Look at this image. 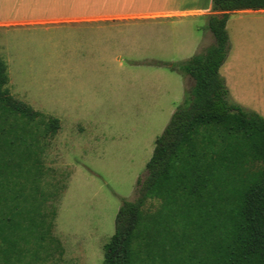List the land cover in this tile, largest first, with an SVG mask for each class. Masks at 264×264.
I'll list each match as a JSON object with an SVG mask.
<instances>
[{
  "label": "trees",
  "instance_id": "16d2710c",
  "mask_svg": "<svg viewBox=\"0 0 264 264\" xmlns=\"http://www.w3.org/2000/svg\"><path fill=\"white\" fill-rule=\"evenodd\" d=\"M247 10L264 11V0H211L213 45L167 65L193 85L155 139L134 198L121 200L101 264H264V118L234 103L219 73L229 16ZM8 85L0 57V264H36L40 249L58 245L41 185L60 121Z\"/></svg>",
  "mask_w": 264,
  "mask_h": 264
},
{
  "label": "rangeland",
  "instance_id": "374dc122",
  "mask_svg": "<svg viewBox=\"0 0 264 264\" xmlns=\"http://www.w3.org/2000/svg\"><path fill=\"white\" fill-rule=\"evenodd\" d=\"M188 22L168 28L165 36L128 41L106 37L100 23L92 35L73 34L81 30L75 25L0 26L10 93L60 121L42 156L41 185L42 210L54 211L50 234L58 245L40 249L36 264L102 263L121 200L134 198L155 139L193 85L188 76L167 68L185 56L160 45L178 37L199 42L210 34L206 25L195 30L199 21L191 29ZM226 32L228 76L239 75V92L250 99L244 81L251 64L264 66V15L231 14ZM213 43L209 35L192 55ZM239 49L242 55L235 59Z\"/></svg>",
  "mask_w": 264,
  "mask_h": 264
},
{
  "label": "crops",
  "instance_id": "0c3cea01",
  "mask_svg": "<svg viewBox=\"0 0 264 264\" xmlns=\"http://www.w3.org/2000/svg\"><path fill=\"white\" fill-rule=\"evenodd\" d=\"M237 13L264 15V11L250 10L232 14ZM210 14L211 0H0V26L75 25L81 30L73 34L80 32L92 35V32H96L92 29L100 23L105 25L106 37L119 35L126 41L139 40L146 34L150 36L153 34L155 37L165 36L163 32L168 28L170 30L183 28L180 23L187 24L188 20L190 29L193 22L199 21L201 24L197 22L193 27L196 31H200L206 25V17ZM249 28L252 30V27ZM209 35L211 34L206 33L205 38L200 39L199 42L198 40L181 41L178 37L173 39L174 41L165 43L167 45H163L165 41L159 44L164 49L169 45L167 52L183 54L187 60L194 56L192 54ZM251 54L252 52H250V60L253 58ZM241 55V51L238 54L235 52L234 58L237 59V56L241 57ZM229 60L228 57L219 73L225 80L231 99L243 109L264 118V66L259 65L254 68L252 64L250 65L244 81L247 85L246 94L251 96L247 99L239 92L238 84L241 81L239 75L235 74L232 80L228 76Z\"/></svg>",
  "mask_w": 264,
  "mask_h": 264
}]
</instances>
